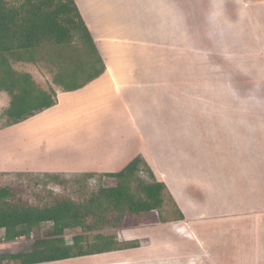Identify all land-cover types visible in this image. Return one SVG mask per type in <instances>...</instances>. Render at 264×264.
Listing matches in <instances>:
<instances>
[{
	"label": "crops",
	"instance_id": "crops-1",
	"mask_svg": "<svg viewBox=\"0 0 264 264\" xmlns=\"http://www.w3.org/2000/svg\"><path fill=\"white\" fill-rule=\"evenodd\" d=\"M233 1L243 23L264 13V0ZM75 2L105 70L0 128V173L106 174L142 154L184 218L125 228L138 247L34 264H264V101L202 102L204 123L188 117L187 0Z\"/></svg>",
	"mask_w": 264,
	"mask_h": 264
},
{
	"label": "trees",
	"instance_id": "trees-1",
	"mask_svg": "<svg viewBox=\"0 0 264 264\" xmlns=\"http://www.w3.org/2000/svg\"><path fill=\"white\" fill-rule=\"evenodd\" d=\"M38 60H52L58 65L53 83L66 91L82 87L105 70L75 0H0V91L11 97L5 110L6 126L58 102L56 86L44 89L29 72L13 66V62ZM83 73L84 77L78 79ZM104 175L118 182L87 190L76 199L56 195L44 205L17 198L12 186L0 187V229H4V239L32 240L28 249L0 253V264H34L138 247V240H120L116 231L103 232L125 227L126 215L130 213L156 210V221L162 222L184 218L166 183L157 178L142 154L123 169ZM167 201L173 204L176 215L166 210ZM45 222L52 226L35 236ZM71 228H81L84 233L74 234L68 242L65 232ZM92 231V236L85 233Z\"/></svg>",
	"mask_w": 264,
	"mask_h": 264
},
{
	"label": "rangeland",
	"instance_id": "rangeland-1",
	"mask_svg": "<svg viewBox=\"0 0 264 264\" xmlns=\"http://www.w3.org/2000/svg\"><path fill=\"white\" fill-rule=\"evenodd\" d=\"M7 1L17 2V0ZM187 2L186 57L188 59L187 62L181 63V70L185 67L188 80V117L201 118L204 123L207 118L206 112L195 110L193 106L202 102L225 104L227 101H242L243 96L250 98L251 102L264 101V34L252 33L255 27L257 30H264L263 11L259 15L258 9H247V19L243 23L236 17L239 8L243 5L236 4L233 0H187ZM172 43L174 45V42ZM13 66L18 71L29 72L37 84L44 89L56 86L53 83V76L58 70V65L52 60L13 62ZM82 77L84 73L78 79ZM10 99L7 92L0 91V128L6 126L8 122L5 110ZM191 143L187 140L185 146H182V152L186 147V152L197 153L199 145ZM50 174L1 172L0 187L12 186L17 198L30 204L44 205L56 195L76 199L87 190H94L99 186H112L118 182L114 177L96 173L90 176L85 173H58L57 178ZM140 175L148 178L145 172H140ZM166 210L176 215L170 201H167ZM168 211L165 212L166 215ZM158 218L159 214L156 210L144 214L130 213L126 215L125 227L116 230L108 228L103 232L116 231L118 238L122 240L125 228L156 221ZM51 226V222L43 223L41 229L35 232V236L44 234ZM4 233V229H0V253L28 249L32 242L29 238L9 242L4 239ZM65 233L70 242L74 234L84 231L81 228H71ZM85 233L92 236L95 232Z\"/></svg>",
	"mask_w": 264,
	"mask_h": 264
},
{
	"label": "bare ground",
	"instance_id": "bare-ground-1",
	"mask_svg": "<svg viewBox=\"0 0 264 264\" xmlns=\"http://www.w3.org/2000/svg\"><path fill=\"white\" fill-rule=\"evenodd\" d=\"M65 96H66V95H65ZM63 99H65V98H63ZM66 102H67V101H66ZM66 102H64V103H66ZM28 123H29V122H28ZM49 124H50V123H49ZM49 124H48V125H49ZM59 124H60V122H59ZM4 161H5V160H4ZM115 261H116V260H115Z\"/></svg>",
	"mask_w": 264,
	"mask_h": 264
}]
</instances>
